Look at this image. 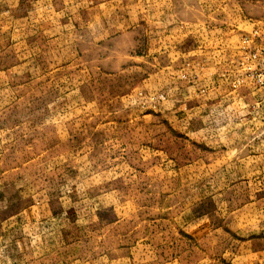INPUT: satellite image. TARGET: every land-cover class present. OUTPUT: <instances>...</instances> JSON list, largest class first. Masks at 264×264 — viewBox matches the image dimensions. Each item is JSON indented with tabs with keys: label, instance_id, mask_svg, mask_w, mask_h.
<instances>
[{
	"label": "rangeland",
	"instance_id": "1",
	"mask_svg": "<svg viewBox=\"0 0 264 264\" xmlns=\"http://www.w3.org/2000/svg\"><path fill=\"white\" fill-rule=\"evenodd\" d=\"M263 23L264 0H0V264H264L237 61Z\"/></svg>",
	"mask_w": 264,
	"mask_h": 264
},
{
	"label": "built area",
	"instance_id": "2",
	"mask_svg": "<svg viewBox=\"0 0 264 264\" xmlns=\"http://www.w3.org/2000/svg\"><path fill=\"white\" fill-rule=\"evenodd\" d=\"M241 55L237 58L243 77L254 81L264 97V23L243 36L240 41ZM243 77L240 79L243 82Z\"/></svg>",
	"mask_w": 264,
	"mask_h": 264
}]
</instances>
